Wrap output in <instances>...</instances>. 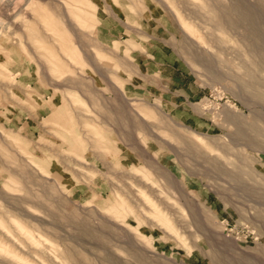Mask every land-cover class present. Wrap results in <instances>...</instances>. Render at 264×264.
Segmentation results:
<instances>
[{"label":"rangeland","instance_id":"374dc122","mask_svg":"<svg viewBox=\"0 0 264 264\" xmlns=\"http://www.w3.org/2000/svg\"><path fill=\"white\" fill-rule=\"evenodd\" d=\"M256 31L264 0H0V264H264Z\"/></svg>","mask_w":264,"mask_h":264},{"label":"bare ground","instance_id":"6f19581e","mask_svg":"<svg viewBox=\"0 0 264 264\" xmlns=\"http://www.w3.org/2000/svg\"><path fill=\"white\" fill-rule=\"evenodd\" d=\"M240 5V4H239ZM238 5V6H239ZM241 8V7H240ZM243 9V8H242ZM241 9V10H242ZM249 8H247V9H245L244 8V10H243V12H242V14H243V17H244V19L247 21V22H249L250 23V25H252L253 27H255L256 26V23H255V21H254V19L252 18V16H251V13H250V11L248 10ZM241 18V17H240ZM231 25V24H230ZM256 36L258 37V39H260L262 42H263V44H264V33H262V32H259V31H256ZM259 132V131H258ZM260 135V134H259Z\"/></svg>","mask_w":264,"mask_h":264},{"label":"crops","instance_id":"0c3cea01","mask_svg":"<svg viewBox=\"0 0 264 264\" xmlns=\"http://www.w3.org/2000/svg\"><path fill=\"white\" fill-rule=\"evenodd\" d=\"M109 31H111V30H109Z\"/></svg>","mask_w":264,"mask_h":264}]
</instances>
